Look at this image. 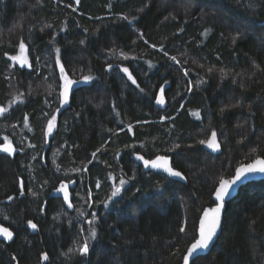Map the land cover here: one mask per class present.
<instances>
[{"label":"trees","instance_id":"16d2710c","mask_svg":"<svg viewBox=\"0 0 264 264\" xmlns=\"http://www.w3.org/2000/svg\"><path fill=\"white\" fill-rule=\"evenodd\" d=\"M263 19L264 0H0V143L24 149L0 155L15 233L0 264H183L218 182L264 158ZM21 43L29 69L11 66ZM213 132L216 154L200 143ZM155 155L186 180L144 170ZM194 264H264V180L226 203Z\"/></svg>","mask_w":264,"mask_h":264},{"label":"snow or ice","instance_id":"6c2138e0","mask_svg":"<svg viewBox=\"0 0 264 264\" xmlns=\"http://www.w3.org/2000/svg\"><path fill=\"white\" fill-rule=\"evenodd\" d=\"M77 3H79V0H76ZM126 19V18H125ZM20 50L23 53L25 51V46L23 43L20 44ZM59 51V49H57ZM12 59L16 60L19 59L21 64L27 63L26 58H18V57H12ZM173 59H175L173 57ZM110 67V66H109ZM61 72L64 71L63 66L61 65ZM124 72H128V69H123ZM131 78V76H130ZM88 79V78H85ZM65 96L67 95L68 87H70L72 81L68 80L65 76ZM135 83V81H133ZM160 103H163V99L159 101ZM3 111V110H0ZM55 117H53V120ZM52 123L49 122V131H51ZM201 144L207 143L210 148H218L219 145L216 142V133H212V137L209 141H200ZM3 151L10 152L12 151L11 145H7L3 147ZM139 159L143 160V157H138ZM145 167H148L149 165L152 168L155 169H162L165 172H167L170 176L174 177H182V173L180 171L174 170L171 166H169L168 159L163 156H158L155 160L148 161L144 160ZM264 173V159L257 157L256 160H254L252 163L248 165H242L241 167L236 169L235 176L229 180H221L220 186L217 189L215 195L216 199L220 202L218 203L214 208L206 209L203 213V217L200 221V230H199V238L195 240V242L188 248L187 255L184 256V264H189L190 258L194 260L197 257V255L208 249L210 244L213 242V238L216 236L217 231L220 227V220H221V211L224 206V198L229 194V190L233 188V186L237 184H243L244 181L248 178L249 174L254 173ZM121 184L124 182L121 181ZM61 191H64L62 188ZM120 191L119 188H116L113 192V196H115ZM67 192H65V199H67ZM71 206V205H70ZM29 225L32 228H36V225L33 224L31 221L28 222ZM91 223V221H89ZM182 232L184 231L183 228L180 229ZM0 235H3L6 239L12 238V232L9 231V229L4 228L0 226ZM91 237L94 239L96 237V232L93 229L91 232ZM89 252V246L87 241L80 247V253L82 255H86ZM44 259H47V255L45 254Z\"/></svg>","mask_w":264,"mask_h":264},{"label":"water","instance_id":"95a60500","mask_svg":"<svg viewBox=\"0 0 264 264\" xmlns=\"http://www.w3.org/2000/svg\"><path fill=\"white\" fill-rule=\"evenodd\" d=\"M262 25L264 26V19H263V21H262ZM68 80H70V79H68ZM70 81H72V83H71L70 87H68V91H67V95H66V96H65V85H66V82H65V84L60 88V97H61V100H62L63 103H66V102H68V101L70 100L71 95H72V92H73V91L75 90V88H76V83H75V81H73V80H70ZM161 99H163V103H160V102H159ZM154 104H155V106H156L158 109H164V108L166 107V105H167V100H166V96H165V94H164V91H159V92L157 93V95H156V97H155V99H154ZM211 137H212V133H211V135H210V137H209V139H208L207 141H209V140L211 139ZM216 142H217V144L219 145V147H218V148H215V149H213V150H211L214 154L220 152V143H219V141L217 140V138H216ZM9 144L11 145L12 151H10V152L3 151V150H2L3 147H5V146H7V145H9ZM207 145H208L207 143H204V144H203L204 147H208ZM16 151H17V149L15 148V146H14L13 144H11V143H0V155L2 154V155H6V156H9V157L13 158V157L15 156V154H16ZM158 156L166 157V158L168 159L169 166H171L174 170H177V169H175V168L173 167V165H172V158H171V156H169V155H157V156L152 157V158H150V159H144V160L152 161V160H155ZM259 158L264 159L263 157H259ZM144 160H142L141 164H142L144 170H146V171H154V172L162 173V174L166 175L168 178L173 179V180H180V181H183V182L186 180V179H185V176L183 175V173H182L181 171H180V172L182 173V177H174V176H170L167 172H165V171L162 170V169H155V168H152L150 165H149L148 167H145V165H144ZM254 160H256V158L253 159L252 161L248 162V163H244V164H240V165H238V166L235 168L232 177H230V178H228V179H223V180H229V179L233 178V177L235 176V173H236V169H237V168L241 167L242 165H248V164L252 163ZM177 171H179V170H177ZM262 180H264V173H259V172H258V173H254V174H249V175H248V178L244 181L243 184H237V185L233 186V188H231V189L229 190V194H228L227 196H225V198H224V206H223V209H222V211H221L220 227H219V229H218V231H217V234H216V236L213 238V242L210 244L209 248L206 249V250H204V251H202V252H200V253L197 255V257H198V256H201V255H205V254H207V253L210 251V249L212 248V246L214 245V243H215V241H216V239H217V237H218V235H219V233H220V230H221V225H222V221H223L224 211H225V208H226V203H227L229 200L233 199V198L238 194V191H239V189H240L241 186L245 185V184L248 183V182H252V181H262ZM220 181H221V180H220ZM220 181L218 182V184H217V186L215 187L214 192H213V194H212V199H213V201H214L213 205L210 206V207H206V208H204V209L202 210L201 214H200V217H199V219H198V224H197V230H196V238H195V240L199 238L200 221H201V219H202V217H203V213H204V211H205L206 209L214 208L218 203H220V202L216 199V195H215L217 189H218L219 186H220ZM31 222H32L33 224H35L33 221H31ZM35 225H36V224H35ZM0 226L9 229V231L12 232V238H11V239H6L3 235H0V240L4 241L5 243H10V242L14 239V237H15V233L13 232V230H12L10 227H8V226H6V225H4V224H2V223H0ZM27 227H28V229H29V231H30L31 233H36L37 230H38L37 225H36V228L34 229V228H32V227L29 225V223H28V224H27ZM195 240L189 244L188 248H189V247L195 242ZM188 248H187V250H188ZM187 250H186L184 256L187 255ZM192 260H193V259L190 258V260H189V264H190V262H191ZM39 264H44V263H39ZM183 264H184V257H183Z\"/></svg>","mask_w":264,"mask_h":264},{"label":"rangeland","instance_id":"374dc122","mask_svg":"<svg viewBox=\"0 0 264 264\" xmlns=\"http://www.w3.org/2000/svg\"><path fill=\"white\" fill-rule=\"evenodd\" d=\"M12 57L26 58L27 63H25V64H21L19 59L14 60V59H12ZM9 59H10V61H11V66H20V67H24V68H26V69H29V68L31 67V63H30L29 57H28V55H27V53H26V49H25V51L22 53L21 50H20V47H19L18 52H17L15 55L10 56ZM61 76H63V73L61 74ZM61 85H64V80H63V82H61ZM0 110H3V111H0V116H2V115L5 113L6 110H5L4 108H2V107H0ZM50 122L52 123L53 126H52V128H51V131H49V124L47 125V129H46V133H45L46 137H49V135L52 133V131H53V129H54V126H55V121H54V120H51ZM3 143H10V142L6 140V141H3ZM213 149H215V148H213ZM213 149H212V150H213ZM23 150H24V149H21V150L19 151V149H18L17 151H19L20 153H22ZM17 151H16V153H17ZM71 187H72V183H63V184H61L56 190H54L53 193H54L55 195H60V196H62V197L64 198V200H65L67 203H69V198H70V188H71ZM62 188L64 189V191H61ZM65 192H67V196H68L67 199H65Z\"/></svg>","mask_w":264,"mask_h":264},{"label":"bare ground","instance_id":"6f19581e","mask_svg":"<svg viewBox=\"0 0 264 264\" xmlns=\"http://www.w3.org/2000/svg\"><path fill=\"white\" fill-rule=\"evenodd\" d=\"M156 156V155H155ZM170 179V178H169ZM186 252V251H185Z\"/></svg>","mask_w":264,"mask_h":264},{"label":"flooded vegetation","instance_id":"af4514ba","mask_svg":"<svg viewBox=\"0 0 264 264\" xmlns=\"http://www.w3.org/2000/svg\"><path fill=\"white\" fill-rule=\"evenodd\" d=\"M213 148H211V150H212Z\"/></svg>","mask_w":264,"mask_h":264}]
</instances>
